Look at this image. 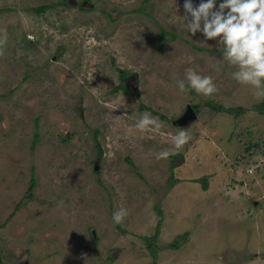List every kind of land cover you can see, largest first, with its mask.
<instances>
[{"label":"rangeland","instance_id":"rangeland-1","mask_svg":"<svg viewBox=\"0 0 264 264\" xmlns=\"http://www.w3.org/2000/svg\"><path fill=\"white\" fill-rule=\"evenodd\" d=\"M76 2L0 0L4 264H151L143 236L159 218L157 264H264V114L255 89L233 80L226 61L213 68L221 47L190 37L184 0ZM41 4L50 6L35 11ZM120 68L136 74L129 85L139 94L112 90ZM187 68L219 91L181 92ZM209 100L244 111H216ZM187 103L197 104V118L174 126ZM144 112L162 123L159 132L134 127ZM181 128L189 142L157 160ZM121 207L128 215L116 224ZM174 238L178 248L164 247Z\"/></svg>","mask_w":264,"mask_h":264},{"label":"clouds","instance_id":"clouds-1","mask_svg":"<svg viewBox=\"0 0 264 264\" xmlns=\"http://www.w3.org/2000/svg\"><path fill=\"white\" fill-rule=\"evenodd\" d=\"M184 20L190 37L200 33L203 41L214 40L221 47V61L213 65L219 72L221 63L226 61L237 70L231 78L241 85H250L254 95L264 99V0H184ZM0 57L7 43V30H0ZM181 92L194 90L198 95L211 96L219 89L208 75H201L193 68H187L185 78L176 81ZM119 120V116H114ZM144 132L149 129L159 132L162 123L151 113L144 112L134 126ZM191 139L186 130L181 128L172 137V148L156 154V159H167L181 149ZM252 171V168H251ZM128 215V210L121 207L113 214V222L120 224Z\"/></svg>","mask_w":264,"mask_h":264},{"label":"trees","instance_id":"trees-1","mask_svg":"<svg viewBox=\"0 0 264 264\" xmlns=\"http://www.w3.org/2000/svg\"><path fill=\"white\" fill-rule=\"evenodd\" d=\"M49 6H50V4L37 5V6L34 7V10L37 11V12H40L42 10H45ZM165 32H168V31L165 30V29H162L161 32H160V36H162ZM125 73H126V70H124L123 68L119 69L120 77H122ZM117 89H123L127 93H133L132 90L129 89L124 84V82H122V81H120L118 84H116L113 87L112 90L114 91V90H117ZM206 103H207V105L209 107H211L212 109H214L216 111H225V112L233 114L235 116L240 115L244 111L243 107L240 106V105H237V106H225L222 103L216 102L214 100H209ZM192 106L195 108L196 113L199 112L197 104L192 103ZM253 106L259 112L264 114V99H260ZM138 108L140 110L145 109V108L151 109L149 106L144 105V104L138 105ZM161 116L165 117L163 114H161ZM36 136H37V133H35V137L33 139L34 141L36 140ZM96 144H97V146L99 148V143L97 142ZM98 153H99V155L101 154V148H99V152ZM129 161H130V159H129ZM171 166H173V163H171ZM174 181H175L174 179H171V181L169 182V185H173ZM200 181L202 182V187L204 189H206L208 187L207 177L206 176H202L200 178ZM33 186H34V179L31 178L29 188H32ZM156 208H157L158 213L161 214L162 210L158 206H156ZM160 225H161V218L158 219L157 224L155 226L154 232L151 235H147V236L144 235L143 236V238H144V240L146 242V247L148 248L149 253L151 255V264H157L156 258H157V251H158L157 249H158V247H157V244H156V240H157V237H158V234H159V231H160ZM183 235H186V232H184ZM179 246H180L179 241L176 238H174L173 240H171V241L167 242L166 244H164V247H169V248H178ZM0 264H4L1 255H0Z\"/></svg>","mask_w":264,"mask_h":264},{"label":"water","instance_id":"water-1","mask_svg":"<svg viewBox=\"0 0 264 264\" xmlns=\"http://www.w3.org/2000/svg\"><path fill=\"white\" fill-rule=\"evenodd\" d=\"M196 118L197 113L195 111V108L192 106L191 103H187L181 114L171 119V124L178 127H184L194 121ZM94 167L96 168V165Z\"/></svg>","mask_w":264,"mask_h":264},{"label":"flooded vegetation","instance_id":"flooded-vegetation-1","mask_svg":"<svg viewBox=\"0 0 264 264\" xmlns=\"http://www.w3.org/2000/svg\"><path fill=\"white\" fill-rule=\"evenodd\" d=\"M83 1H85V0H83ZM73 2L76 4L77 2H76V0H73ZM119 71V70H118ZM118 75H119V72H118ZM136 76V74L135 73H132V72H126L122 77H120V75H119V77H120V81H122V82H124V84L129 88V89H131L132 90V92L135 94V95H137V94H139V90L137 89V88H133L132 86L130 87V83H131V78H134ZM135 80V79H134ZM119 81V82H120ZM137 86V82H136V80H135V87Z\"/></svg>","mask_w":264,"mask_h":264},{"label":"built area","instance_id":"built-area-1","mask_svg":"<svg viewBox=\"0 0 264 264\" xmlns=\"http://www.w3.org/2000/svg\"><path fill=\"white\" fill-rule=\"evenodd\" d=\"M248 171H251V168H248Z\"/></svg>","mask_w":264,"mask_h":264}]
</instances>
